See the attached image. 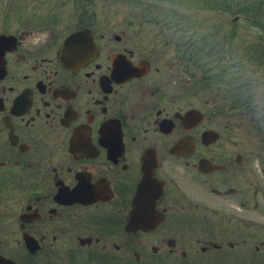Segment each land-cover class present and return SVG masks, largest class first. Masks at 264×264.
Here are the masks:
<instances>
[{"label": "flooded vegetation", "instance_id": "flooded-vegetation-1", "mask_svg": "<svg viewBox=\"0 0 264 264\" xmlns=\"http://www.w3.org/2000/svg\"><path fill=\"white\" fill-rule=\"evenodd\" d=\"M158 1L0 0V264H264V79Z\"/></svg>", "mask_w": 264, "mask_h": 264}, {"label": "rangeland", "instance_id": "rangeland-1", "mask_svg": "<svg viewBox=\"0 0 264 264\" xmlns=\"http://www.w3.org/2000/svg\"><path fill=\"white\" fill-rule=\"evenodd\" d=\"M178 1L182 2L183 4L187 2H199L205 5L208 4L207 6L210 7L211 5H220L217 7L218 10L216 9L215 11L212 8H206L209 11V14H211L210 19L208 17L205 18L201 14H194V12L189 14L188 12H186L185 5L181 7L182 10L178 9L180 5L178 6L177 4H174V6L161 5L162 10L167 9L176 14L174 17H172V13L164 11L163 14H161L163 18H161L160 20V23L163 24V27L165 26L171 28L172 30L178 29L179 35L181 37H185L186 35L188 36L186 37V39H189L191 36L190 40H194H191V45H194V53L200 52V47H203V45H209L210 49H212V51L214 50V52H218L219 49L227 52V57L223 58L221 61L216 60L215 66L217 68L218 65L222 63L227 64L228 58L230 57V55H232L233 51L238 52L237 54H240V56L244 58V61L248 63L247 66L249 67L250 71L256 72V69H259V74L255 73L258 81H262V79H264L263 77H259L260 74H264V63L263 65L261 64V60L264 61V7H260V0H257L258 2L256 3H251L250 1L252 0H207L206 3H204L203 0ZM157 7L160 9V6ZM223 9H230L233 11L236 10L237 12L238 10H240L241 12L246 13L248 16L252 14H254V16L244 21H242L240 18V20L237 22L238 24H233L228 22L229 13L224 12ZM188 17L190 18L188 19ZM256 17L258 19H256ZM241 41L243 42L246 50L242 51V49L240 48L241 51L239 52L235 45L241 46V44L239 43ZM252 49L259 50V52L256 54V58L254 59L253 57H250L251 54H244L245 51H249ZM176 50H182V48H178ZM213 54L215 57V53H212V55ZM229 60L231 61L233 60V58L230 57ZM235 60L237 62L236 66L242 68L244 62H241L239 59ZM231 63L235 62L232 61ZM242 69H244V67ZM222 82L225 83L227 81L224 79L220 83H217L221 85ZM246 91L248 92L250 90L247 89ZM227 92L228 90H223L222 93L226 95ZM254 96L256 97L257 95ZM254 96L252 95V97Z\"/></svg>", "mask_w": 264, "mask_h": 264}]
</instances>
